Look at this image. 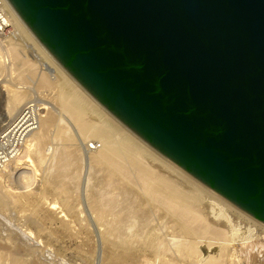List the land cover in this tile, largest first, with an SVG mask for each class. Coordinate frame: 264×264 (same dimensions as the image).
Here are the masks:
<instances>
[{"label": "water", "instance_id": "obj_1", "mask_svg": "<svg viewBox=\"0 0 264 264\" xmlns=\"http://www.w3.org/2000/svg\"><path fill=\"white\" fill-rule=\"evenodd\" d=\"M135 137L264 225V0H6Z\"/></svg>", "mask_w": 264, "mask_h": 264}, {"label": "bare ground", "instance_id": "obj_2", "mask_svg": "<svg viewBox=\"0 0 264 264\" xmlns=\"http://www.w3.org/2000/svg\"><path fill=\"white\" fill-rule=\"evenodd\" d=\"M4 6L10 23V30L6 37L0 38V71L4 69L2 71L3 73L1 72V74L4 75V79L2 78L0 80V97L5 95L4 93H6V97L4 96V98L2 99L6 110L5 114L2 115V120L7 121L8 125L10 126L16 120L23 107L30 102V93L35 91L34 89H42L47 92V94L49 92V94L46 101L44 100L43 102H39L36 99V102H38L37 104H39L38 106H41L40 111L38 112L37 128L25 138L18 155H16V157L9 163L0 167V179H2L3 177H5V179L10 178V175L12 174L10 173L12 169L11 167L24 164L26 170H24V172L22 171L23 173L21 172L22 175L20 176V181L24 188H29L35 183V177L38 171V167L45 163L46 166L42 188L46 192H57L67 188V186H64V183L65 180H68L70 177L68 174L70 169H72L76 162L80 160L82 161L85 157L86 160H83V162L87 161L86 163H88L89 165V171H97V173H102H100L102 177L99 183L102 184V187L100 189L98 188L99 190L96 189L97 191L95 190V193L91 192V196H89L90 199H88L91 202L92 209L101 219L105 218L106 215H110L111 218L113 216V220L110 218L112 220V222H110L112 223L111 226L115 227L117 222V225L120 224L118 227L121 229V231L126 229L127 232H122L125 234V236L128 235L129 238L130 236L128 230L133 229L135 233L131 232L130 234H136V246H139V248H142V250L147 249L152 255L154 254L155 257L157 255V260L160 258V255L157 253V251V254L155 253V248L153 249L154 246H152L151 242L145 241L143 239L140 240L143 236V233L148 231V229L152 225L150 222H152V219L155 215H165V217L169 219V224L172 226V228L176 230V232L182 234H180L181 238L183 236L193 237L197 238L201 242L203 241V239H210L208 241H213V243H215V241L218 243H222L221 241H225L224 239L228 237L225 233L227 232V230H221L220 225L211 223L205 213L203 214L202 209H200V205L202 204L204 198H207L208 203L213 204L214 202L218 204L222 211H227V214L229 212L231 215L235 214V216L240 215V218H247L248 225L249 221H251L250 223L252 225V228L253 225L255 227L258 226L260 230L259 232H264L263 224L251 218L250 216H247V214H243L242 211H237L236 207L235 209L234 206H231L229 202L226 201V203L222 201L221 199L223 198L214 193L216 196L221 198L219 199L214 194H212V191H208L207 188L206 190L205 187L195 182L173 164L168 162L161 155L149 148L145 143L135 137L124 126H122L115 118L108 114L85 91H83L79 87V85H77L55 62V60L41 47V45L31 35V33L24 26V24L21 22V20L15 14L6 0H4ZM15 39L16 41L22 40L24 46L27 44L29 48L32 49V51L34 50L33 53L36 54H34L35 56L40 57L44 60L42 69L37 68V66L34 64V61L28 59V56L24 57L21 56L23 54L20 55V51L18 48H20L21 46L20 44L18 45L16 44V42H14ZM2 40L5 41L2 42ZM32 78H35V82L31 81ZM29 82L33 83L32 87L23 85ZM3 90L4 93L2 94L1 92H3ZM75 135L82 137L86 141V147L84 148L83 146L84 151L86 152V156L85 153H83V157L80 155L77 148V137ZM53 137L54 139H52ZM51 140L53 142L48 145L47 142H51ZM90 141H93L92 144L88 143ZM163 169L166 171V173H171L174 176H177L179 180L181 179V182H179L177 178L175 179H177V182L179 183L175 182V180L172 181L166 178L165 176L169 177L171 174L165 175L164 172L162 173ZM107 183L111 186H114L116 190V193L114 192L115 197L110 198L108 195L110 192L108 193L106 189H104V185H107ZM74 185L77 186V184ZM74 185L72 184L73 187ZM2 186H0V208H20V204L16 195L8 190H5ZM54 203L55 202L49 204L48 207L45 208L43 203L37 201V203L33 207V212L31 213V215L27 216V220L29 223L27 221L26 222L28 224H31L29 225V228L30 226L34 227L35 232L40 236H44L45 234H47V227L45 228L43 220L52 218L50 213H48L47 211L51 212V210H55V204L57 203ZM212 207L213 206H211L210 208L213 209ZM216 208L218 207L216 206ZM57 209L58 208H56V210ZM219 214H221V211L218 210V212L215 211V216H213L220 218ZM227 214L225 213V215ZM227 217L228 216H226V218H223L226 220ZM237 217L235 218L237 219ZM230 218L231 217L229 216L228 219ZM46 222L44 223L46 224ZM114 222L115 224H113ZM233 222L235 221L233 220L229 224L232 225L231 228H235L233 230L236 231V226L233 224ZM110 223L108 225L109 227H111ZM61 225L63 226L64 224ZM64 226H68V224ZM28 230L29 229H27V231ZM112 230L113 229H111V231ZM23 231L21 232L22 236L24 235L28 237L29 235H32L33 237V235H35L32 234L33 231L29 230L28 233H24L26 231ZM114 231L115 230H113L112 232ZM112 232L110 233L111 235H113ZM115 232H117V234H115L116 236H122V238L124 237L120 234L121 232L118 233L117 229ZM259 232L255 233L259 236ZM12 233L8 234L7 237L5 236V238L3 239L1 238L2 241L0 245H2L3 247H16L18 244L21 245L19 236ZM236 233L238 236L237 231ZM242 234L243 233L241 232V235ZM171 235H169L168 237H170ZM241 235L238 236V240H234V238L232 237L235 242V245L232 243L234 245V248L232 246L234 251L233 254H235V261L233 262H235L236 264H264V245H261L262 242H255V244H252V246L250 247V245L248 244L249 241L253 243L250 240L253 239L251 238L252 235L250 236L248 234L250 238L247 234L244 236L242 235V237ZM116 236H114V239ZM178 236H176V238ZM158 237H160V235ZM172 237L175 238V236H171V238ZM122 238L120 237V239ZM123 239L121 241H123ZM256 239L257 238H255V240ZM159 240L162 241L163 239L159 238ZM227 240L228 238H226V241ZM257 240L259 241L260 239L258 238ZM121 241H119V244H121ZM154 242L156 243L157 241ZM160 242L158 241L157 244L159 245ZM185 243L179 242L176 243L177 245H174V250L177 256L182 253V249L186 246ZM164 244H166V242ZM225 244L223 245L226 246ZM115 245L114 247H117ZM131 247L132 246L130 244V248ZM213 247L216 248V246ZM121 248H126L125 251L122 250L123 253L121 254V256L114 258L112 254H110L106 261H109L110 264H138L137 260L133 259V257L130 255L131 249L129 248V246ZM157 250L159 251V249ZM211 250H208L207 252ZM230 251L232 252V250ZM108 252L110 251L108 250L107 253ZM168 252L171 253L172 251H166L165 253L162 251L163 254L161 255H164L166 253L168 255ZM223 252H226V250ZM213 254L215 253L213 252ZM173 256L175 255L173 254ZM181 256L183 258L185 257L186 262H188L187 260L189 259L187 257L190 256V254H181ZM193 258L194 257H192V259ZM215 258H217V256ZM199 260L200 259L198 258V261ZM202 261H204L203 258ZM189 264L197 263L194 260H189Z\"/></svg>", "mask_w": 264, "mask_h": 264}, {"label": "rangeland", "instance_id": "obj_3", "mask_svg": "<svg viewBox=\"0 0 264 264\" xmlns=\"http://www.w3.org/2000/svg\"><path fill=\"white\" fill-rule=\"evenodd\" d=\"M3 41H5V40H2V42ZM14 42H16V44H18V45L20 44V46L22 47V49L20 46H19L20 48H18L20 51V55L23 54L21 56H24V57L28 56L29 57L28 59H30L31 61L33 60L34 64L37 66V68H40V69L43 68L42 64H44V60L40 57L35 56L36 54L33 53L34 50L32 51V49H30L27 44H26L27 46L26 45L24 46V43H22L23 42L22 40L16 41V39H15ZM21 51H22V53H21ZM3 70L4 69H2L0 71V74ZM2 78L4 79V75L1 74L0 80ZM34 80H35V78H32L31 81L35 82ZM23 85L24 86L28 85V87H32L33 83L29 82V83H26ZM34 90L35 91L31 92L32 94L30 93V101H34V100L36 101V99H37L39 102L40 101L43 102L44 100L45 101L47 100V96H48L49 92L47 94V92H45L42 89H39V90L34 89ZM1 93L3 94L4 90ZM4 94L6 95V93H4ZM5 95H3V96L1 95L2 97H0V136L4 132H6L7 128L9 127L8 122L2 120L3 119L2 115H4L6 112L5 106H4L3 100H2ZM36 103H38V102H36ZM38 105L39 104H37V107H39V109H38V112H39L41 106H38ZM6 124H7V126H6ZM4 126H5V128H4ZM76 137H77L76 138L77 139L76 140L77 148H78L80 155L82 156V155H84L83 153H85V156H86V152L84 151V148L87 145L86 141L82 137H79L78 135ZM52 139H54V137ZM52 142H53L52 140H51V142L48 141L47 144L49 145ZM92 142L93 141H90L88 143L92 144ZM83 146H84V148H83ZM84 158H83V160H86V158L85 159ZM83 160L76 162L75 165L72 167V169H70V171L68 173L70 177L68 180H65V183H64V186H67V188L62 189V190L57 191V192H53V191L46 192L42 188V182H43L44 171H45V166H46L45 163H43L42 165H40V167H38V169H37L38 171H37L36 177H35V183L32 186H30L29 188H24V186H22L21 181H20V176L22 175L24 170H26V167L24 166V164L19 165V166H13V167H11L12 169L9 168V169H11L10 173H12L10 175V178L5 179V177H3L2 179H0V186L3 185L2 187L5 190H8L11 193H13L14 195H16V197L19 201V204H20V208H17V209L16 208H10V207L0 208V233H1L0 234V236H1L0 237V243H1L2 239L5 238V236L7 237L8 234L13 232L14 235H17L20 238L19 240H20L21 245L20 244H18V245L23 247L22 248L18 245L16 247L15 246L3 247L2 245H0L1 246L0 247V264H110L109 261L108 262L106 261L108 259V256L110 254H112V256L114 258L121 256L123 251H125V249H126V248H121V247H128L129 246V248H130V244L132 247L130 248L131 253L130 252L129 253L133 257V259L137 260L138 264H178V263L179 264H189V260H191V261L194 260L197 264H201V263L207 264V262H208V264L209 263L210 264H213V263L214 264H217V263L218 264H233V263H235V262H233V261H235V254H233L234 253L233 248L235 245L234 240L239 239L238 236L241 235V232L244 234L247 231H250V232L246 233L247 235L248 234L250 236L252 235L251 238H253V239H250L253 243H251L249 241L248 245H250V247L252 246V244L254 245L255 242H262L263 244L261 243V245H264V240H263L264 239V232H259L260 230H259V227L257 225H256L257 227H255L253 225V228H252V225L250 223L251 221H249V225H250V227H249L247 218L241 217L242 218L241 219L239 217L240 215L239 216L238 215L235 216V214L231 215L229 212H228V214H229L228 215L227 211L224 210L225 213L227 214V215H225L224 211H222V209H220L218 204H216L214 202H213V204L208 203L207 198H204V200L202 202L203 205L202 204L200 205V209H202L203 214L205 213V215L208 217V219L211 223L220 225L221 230H224V231L227 230L228 233L227 232H225V233L228 236V237H226V238H228V240L226 241V238H225L224 239L225 241H221L223 244L226 243L225 244L226 246H224L222 243H218L216 241H215V243H213V241H208L210 239H203V241L201 242L197 238H193V237L183 236L181 238L182 234L176 232V230H174L172 228V226L169 224V219H167L165 217V215H155L152 219V222L153 221L154 222L153 223L150 222L152 225L150 226L148 231L143 233V236L140 240L143 239L145 241L151 242L152 246H154L153 249L155 248V253L157 251V253L160 255V258L157 260V258H156L157 255L155 257L154 254L152 255L150 253V251H148L147 249L142 250V248H139V246H136L137 236H136V234H134L135 231L133 229L132 230L130 229L131 231L128 230L130 238L128 237V235H126L128 237V239H127V237L124 234L126 229L122 230L124 232L123 233L121 231V229L118 227L120 224L117 225V222H116V225H115V227H118L119 229L115 228L114 226L113 227L111 226L112 223H110V222H112V220L114 219L112 215L111 216L113 219L110 217V215L109 216L106 215L105 218H102V219L99 218V216H97V214L95 213V211L91 207L90 200H88V199H90L89 196H91L90 195L91 192L93 193L96 189L99 190L102 187V184H99L101 181V177H102L101 174L102 173L100 172L101 173L100 174L99 172L97 173V171L96 172L89 171L90 169L88 168V166H89L88 163H86L87 161L83 162ZM22 166H23V168H22ZM163 172L165 175L169 174V173H166V171L164 169H163L162 173ZM171 175L174 176L173 174H171ZM170 176L169 177L165 176V177L172 180V181L175 180V182H177V179L179 180V178L177 176H174V177H172V176L170 177ZM175 178H177V179H175ZM179 182H181V179L179 180ZM179 182H177V183H179ZM72 184L73 185L77 184V186L74 185V187H76V188H74L72 186ZM104 187H105L104 189H106V191L108 193L110 192L108 194L110 198L115 197L114 195L116 193L115 192L116 190H115L113 185L111 186L107 183V185H104ZM212 194H214V193H212ZM216 197H218V196H216ZM218 198L221 199L220 197H218ZM221 200L226 202L223 199H221ZM37 201H40L41 203H43L45 208L48 207V205L53 203V202L57 203V204L54 203L55 204V210H53V211L51 210V212L47 211L48 213H50L52 218L44 219L45 221L43 220V224H44L45 228L47 227L46 228L47 234H45L44 236L38 235L35 232L34 227L30 226V228H29V225H31V224H28L29 222L27 220V218H28L27 216L31 215V213L33 212V207L37 203ZM214 204L218 208H216V206ZM211 206H213L212 207L213 209L210 208ZM56 208H58V209L56 210ZM217 209L219 211H221L222 215L219 214L220 218L214 217L215 211L218 212ZM236 210L240 211L238 209H236ZM223 213H224V216H223ZM243 214H245V213H243ZM226 216H228V217L225 220L224 218H226ZM229 216L231 217L230 219H228ZM235 217H237V219ZM105 219H107V220H105ZM243 219H245V220H243ZM231 220L232 221L234 220L236 222V223L233 222V224L236 226V231L238 232V236H237L236 231L233 230L235 228L232 229L231 228L232 225L229 224L232 222ZM44 222H46V224ZM109 223H110V226L112 228L108 226ZM61 224H64V225L68 224V226H64V225L62 226ZM113 224H115V222ZM128 225H129V223H128ZM155 225H156V227H155ZM157 226H158V229H157ZM223 226L226 229H224ZM108 227L115 230V231L117 229L118 233L121 232L120 234L124 236L123 237L124 239L122 238V236H119V237L116 236L115 234H117V232H115V231H114L115 233L112 232L113 230L111 231V229H109ZM27 229H29L30 231H33L32 234H35V235H33V237H32V235L31 236L29 235L28 237L24 236V235L22 236L21 232L23 230L26 231V232L23 231L24 233H28L29 230L27 231ZM150 229H151V231H150ZM244 229H246V230H244ZM248 229H250V230H248ZM153 230H155V231H153ZM243 230H244V232H243ZM255 230H257V231H255ZM149 231H150V233H149ZM111 232L113 235L110 234ZM131 232H134V233H132L134 235L130 234ZM233 232H234V234H233ZM255 232H259L260 235L258 236V234H256ZM144 234H145V236H144ZM168 234L169 235L172 234L171 236H175V238L174 237L171 238V236L168 237L169 236ZM246 234H244V235H246ZM155 235H157V236H155ZM159 235H160V237H158ZM178 235H180V236H178ZM234 235L238 238H236ZM242 235H241V237H242ZM21 236H22V238H21ZM114 236H116L115 237L116 240L114 239ZM176 236H178L177 237L178 239L176 238ZM250 236H249V238H250ZM120 237L123 239V241H121L122 239H120ZM125 237H126V239H125ZM157 237H158V239H157ZM232 237L234 238V240L232 239ZM38 238H40V239H38ZM159 238H161L163 240L161 241V240H159ZM179 238H181V239H179ZM255 238H257V239L259 238L260 240L258 241L256 239L257 240L256 241ZM37 239H38V241H37ZM192 239H193V241H192ZM115 241H118V242H115ZM119 241H121L120 243L123 244L124 246L119 244ZM154 241H157V242L155 243ZM158 241L162 242V243L160 242V244H159L160 246L157 244ZM174 241L176 243L187 242V243H185L187 247L185 246L182 249V253H180V255H178V256L174 250V247H175L174 245L176 244ZM206 241H208V242H206ZM108 242H109V244H108ZM165 242H166V244H164ZM192 242H193V244L196 242L195 243L196 245L195 244L193 245ZM117 243L119 244V246ZM228 243L229 244L231 243V244L229 245ZM201 244H202V246H201ZM114 245L117 247H114ZM157 245H158V247H157ZM168 246L172 249H170ZM213 246H216V248ZM232 246H233V248H232ZM19 247H20V249H19ZM168 248H169V250H168ZM200 248H201L202 252L200 251ZM213 248L217 252H215ZM221 248H222V250H221ZM157 249H159V251ZM108 250L111 253L110 252L107 253ZM204 250H205V252H204ZM208 250H211V251L207 252ZM225 250H226V252H223ZM230 250H232V252ZM162 251L164 253L166 251H170V252L172 251L171 252L172 254L168 252V255H167V253L164 255H161V254H163ZM191 251H192V253H191ZM212 251L215 254H213ZM210 252H211V254H210ZM219 252H221V253H219ZM186 253L190 254V256L187 257L189 259V260H187L188 262H186L185 257L183 258L181 256V254H186ZM195 253L197 256L195 255ZM198 253H199V256H201V257L198 256ZM173 254L175 256H173ZM203 255L206 256V259L209 258V259H207L208 261L205 259V256H203ZM151 256H152V258H151ZM216 256H217V258H215ZM192 257H194V258L192 259ZM198 258L200 259L199 261H198ZM202 258L204 259V261H202ZM172 260H175V261H172ZM211 261H212V263H211ZM219 261H220V263H219ZM169 262H171V263H169Z\"/></svg>", "mask_w": 264, "mask_h": 264}, {"label": "built area", "instance_id": "obj_4", "mask_svg": "<svg viewBox=\"0 0 264 264\" xmlns=\"http://www.w3.org/2000/svg\"><path fill=\"white\" fill-rule=\"evenodd\" d=\"M9 19L4 0H0V38L8 35ZM38 109L36 101H30L23 107L16 120L0 136V167L6 165L18 155L25 138L37 128Z\"/></svg>", "mask_w": 264, "mask_h": 264}]
</instances>
